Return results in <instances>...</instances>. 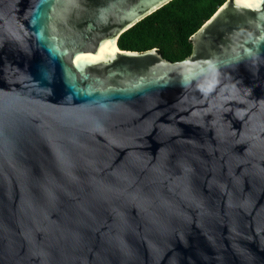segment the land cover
<instances>
[{
	"label": "water",
	"instance_id": "obj_1",
	"mask_svg": "<svg viewBox=\"0 0 264 264\" xmlns=\"http://www.w3.org/2000/svg\"><path fill=\"white\" fill-rule=\"evenodd\" d=\"M170 1L0 0V264H264V0L120 49Z\"/></svg>",
	"mask_w": 264,
	"mask_h": 264
},
{
	"label": "trees",
	"instance_id": "obj_2",
	"mask_svg": "<svg viewBox=\"0 0 264 264\" xmlns=\"http://www.w3.org/2000/svg\"><path fill=\"white\" fill-rule=\"evenodd\" d=\"M227 0H172L119 38L122 50L157 48L171 61H180L193 51V35Z\"/></svg>",
	"mask_w": 264,
	"mask_h": 264
},
{
	"label": "bare ground",
	"instance_id": "obj_3",
	"mask_svg": "<svg viewBox=\"0 0 264 264\" xmlns=\"http://www.w3.org/2000/svg\"><path fill=\"white\" fill-rule=\"evenodd\" d=\"M117 49H118V48H117L116 45H113V46L110 45V46H109V50L112 51V52L117 51Z\"/></svg>",
	"mask_w": 264,
	"mask_h": 264
},
{
	"label": "snow or ice",
	"instance_id": "obj_4",
	"mask_svg": "<svg viewBox=\"0 0 264 264\" xmlns=\"http://www.w3.org/2000/svg\"><path fill=\"white\" fill-rule=\"evenodd\" d=\"M237 2L239 3V2H240V0H237ZM247 6H255V5H247Z\"/></svg>",
	"mask_w": 264,
	"mask_h": 264
}]
</instances>
